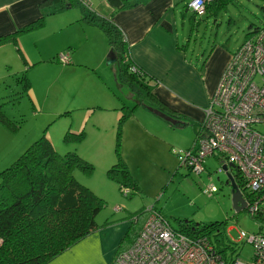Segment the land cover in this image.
Here are the masks:
<instances>
[{"label": "rangeland", "instance_id": "374dc122", "mask_svg": "<svg viewBox=\"0 0 264 264\" xmlns=\"http://www.w3.org/2000/svg\"><path fill=\"white\" fill-rule=\"evenodd\" d=\"M98 5L93 1L94 9ZM82 11L79 2L58 9L46 16L41 28L22 34L17 45L6 46L5 71L0 70V114L9 123L0 121V171L45 132L59 154L75 150L93 164L91 174L76 170L74 175L105 200L98 220L126 218L155 207L173 228L178 220L199 225L216 222L220 226L213 234L226 257L249 261L252 246L240 232H264V219L247 209L235 211L226 173L218 171L222 159L217 153L206 157L199 174L181 164L198 126L168 120L164 111L152 106L145 90L127 84L116 73L119 59L107 63L113 49L106 35L84 19ZM192 15L195 24L188 53L204 61L216 45L234 51L249 32L264 25V0H234L216 17L187 10V16ZM66 54L70 62L64 63L61 57ZM22 74L30 85L27 94L17 82ZM124 104L135 107L119 126ZM259 129L264 131V126ZM66 132H83V137L69 143L64 140ZM117 150L140 189L127 197L107 176V169L117 161ZM211 186L216 190L211 192Z\"/></svg>", "mask_w": 264, "mask_h": 264}, {"label": "trees", "instance_id": "16d2710c", "mask_svg": "<svg viewBox=\"0 0 264 264\" xmlns=\"http://www.w3.org/2000/svg\"><path fill=\"white\" fill-rule=\"evenodd\" d=\"M149 1L107 0L112 8V13L108 17H98L90 13L96 18L93 24L105 33L112 51L118 46L122 48V53H116L121 63L120 70H117L118 75L124 77L126 83L129 82L134 88H140L138 90H143V84L139 79L143 76V71L137 66L135 71L131 69L134 64L123 55L125 52L123 36L119 29L111 23L110 17L119 10L130 9ZM233 1L205 0L203 15L216 17L222 9L226 8L227 4ZM188 3L184 6L188 7ZM53 11L49 9L48 12ZM46 14L45 11L37 19L13 34L0 36V44L9 40L15 42L17 35L21 32L41 28L44 25ZM92 17L90 18L94 19ZM117 35L121 37L118 42ZM17 82L21 84L22 93L26 94L30 89L26 75L17 76ZM147 95L150 97L149 91ZM134 107L126 105L121 107L119 126L124 119L129 117ZM156 109L164 111L170 121L181 119L179 115L170 113L160 106ZM0 121L4 124L9 123L2 114H0ZM199 132L200 128L191 148L196 146L195 141ZM82 137L83 132L76 134L66 132L64 140L69 143L78 142ZM116 147L118 148V145ZM116 153L117 161L107 169V176L119 184L121 191L123 188L128 189L126 194L123 193L127 197L130 192L133 195L140 189L121 159L119 151L117 150ZM76 170L89 175L93 172L94 166L75 150L59 154L43 132L14 162L0 171V264H46L107 224V221L104 223L97 221V215L105 206V200L77 180L74 175ZM233 177L239 188L244 191L242 178L237 170H233ZM144 211L140 209L127 216L131 223L123 237L124 242H131L137 236L140 229L138 223ZM254 217L260 218L258 215ZM177 222V227L174 229L186 234L209 233L218 230L220 226L216 222L208 225H199L191 220H178Z\"/></svg>", "mask_w": 264, "mask_h": 264}, {"label": "built area", "instance_id": "2783aa9c", "mask_svg": "<svg viewBox=\"0 0 264 264\" xmlns=\"http://www.w3.org/2000/svg\"><path fill=\"white\" fill-rule=\"evenodd\" d=\"M78 2L91 9L90 0ZM204 5L205 0H190L187 6L203 15ZM61 60L70 62V57L66 54ZM259 126H264V25L231 53L204 109L195 149H187L181 159L189 171L199 174L206 157L217 153L222 159L218 171L226 165L232 175L233 170L239 172L245 209L264 219V131ZM215 190L211 186V192ZM122 191L126 194L128 189ZM213 232L175 230L158 209L149 207L143 212L137 236L116 251L111 264H264V232H240L252 246L249 261L228 259Z\"/></svg>", "mask_w": 264, "mask_h": 264}, {"label": "crops", "instance_id": "0c3cea01", "mask_svg": "<svg viewBox=\"0 0 264 264\" xmlns=\"http://www.w3.org/2000/svg\"><path fill=\"white\" fill-rule=\"evenodd\" d=\"M90 1V10L81 5L84 19L90 20L93 27L103 32L93 24L96 18L92 16L108 17L112 13V8L107 0H93L99 4L94 9L93 1ZM189 1L150 0L146 4L119 10L110 19L123 36L125 51L123 55L143 71V76L139 79L143 84L142 89L146 93L150 92L148 98L152 106H160L170 113L179 115L181 120L190 121L199 129L204 117V109L216 89L231 53L235 50L231 51L222 45H216L203 63L199 58H193L194 53L189 55L188 43L195 24L193 15L187 16L189 8L184 6ZM75 2L77 1L0 0V36L15 33L45 11L47 16L58 9L69 8ZM49 9L54 11L48 12ZM90 13L93 15L91 16ZM24 33L26 32L18 34L15 42L9 40L0 44V70L1 68L4 70L2 62L8 51L6 46L12 43L17 45L19 37ZM117 37L118 42L121 37L119 35ZM121 50L122 48L118 46L114 52L120 53ZM20 55L26 65V58L21 53ZM2 74L0 71V76ZM29 91L30 89L26 94ZM97 221L98 223L107 221V224L46 264H111L116 251L127 243L123 241V237L130 227V221L127 217L121 216L105 217ZM141 221L142 216L139 226Z\"/></svg>", "mask_w": 264, "mask_h": 264}, {"label": "water", "instance_id": "95a60500", "mask_svg": "<svg viewBox=\"0 0 264 264\" xmlns=\"http://www.w3.org/2000/svg\"><path fill=\"white\" fill-rule=\"evenodd\" d=\"M108 56H109L108 60H107L108 64L113 63L116 60H118L114 51H111ZM230 166L233 167V164L230 163ZM223 170L225 171L226 177H227L229 184H230L231 201H232L233 208L235 209V211L245 209L246 202L244 200V197L242 196V192H241L239 186L237 185V183L234 180L233 175L229 171H227L226 165H223Z\"/></svg>", "mask_w": 264, "mask_h": 264}]
</instances>
